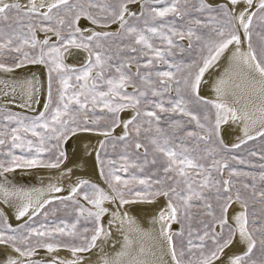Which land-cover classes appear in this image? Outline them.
<instances>
[{"label": "snow or ice", "instance_id": "6c2138e0", "mask_svg": "<svg viewBox=\"0 0 264 264\" xmlns=\"http://www.w3.org/2000/svg\"><path fill=\"white\" fill-rule=\"evenodd\" d=\"M0 98V264H264V0H0Z\"/></svg>", "mask_w": 264, "mask_h": 264}, {"label": "bare ground", "instance_id": "6f19581e", "mask_svg": "<svg viewBox=\"0 0 264 264\" xmlns=\"http://www.w3.org/2000/svg\"><path fill=\"white\" fill-rule=\"evenodd\" d=\"M70 63H76L77 61L70 59ZM223 62V61H222ZM226 63V62H225ZM214 73L221 71V69H213ZM32 75H36L38 79L41 81L42 91L39 95L40 103L34 104L33 107L37 111H43V103L46 101L47 98V72L46 69L41 65H28L24 68L17 69L14 73V76L16 78H26L31 77ZM214 78V77H212ZM0 104H6V101L3 98H0ZM8 107L11 108V110H19L23 112L30 113L34 115L35 113L29 112L25 109H21L19 107H16L14 105H8ZM227 141L231 142L232 137L230 135L225 137ZM83 143H89L92 144L96 143L97 137H82ZM76 141L72 142V148L75 147ZM70 148V150H72ZM71 166V165H70ZM55 170H49V169H17L15 172L8 173L7 175L12 180V183L17 186H24L26 188H41L45 187L48 183L49 176L54 173ZM67 193H61V195H66ZM38 195V194H34ZM135 211L134 215H136L139 219H141V222L144 223V226L147 227V221L151 219V215L153 214V209L150 206L146 205H136L133 206ZM173 227H177L176 225H173Z\"/></svg>", "mask_w": 264, "mask_h": 264}, {"label": "rangeland", "instance_id": "374dc122", "mask_svg": "<svg viewBox=\"0 0 264 264\" xmlns=\"http://www.w3.org/2000/svg\"><path fill=\"white\" fill-rule=\"evenodd\" d=\"M12 111H14V112H21L22 114H24V115H32V114H30V113H27V112H23V111H19V110H12ZM55 207H59V204H56V205H54ZM58 215H61V216H63L64 215V213L63 212H60V213H58ZM69 219H71V217H69ZM82 223H83V221H82ZM85 226H88V225H85Z\"/></svg>", "mask_w": 264, "mask_h": 264}]
</instances>
